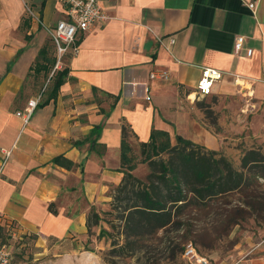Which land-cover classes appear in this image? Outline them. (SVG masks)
<instances>
[{
    "label": "crops",
    "instance_id": "obj_1",
    "mask_svg": "<svg viewBox=\"0 0 264 264\" xmlns=\"http://www.w3.org/2000/svg\"><path fill=\"white\" fill-rule=\"evenodd\" d=\"M99 2L109 19L80 31L78 52L71 49L58 68L36 74L44 48L57 62L47 28L66 20L67 9L59 0H0V164L3 150L12 152L0 177V222H16L23 233L41 239L86 234L91 207L105 209L111 201L110 188L124 177V126L140 144L148 143L154 130L166 132L172 145L182 136L218 151V138L182 104L241 95L264 102V0ZM253 2L255 9L249 6ZM239 35L246 41L236 53ZM202 67L225 73L206 97L197 91ZM63 69L67 78L53 96L55 75ZM157 70L168 71L170 78L152 80L150 73ZM39 97L25 123L17 113ZM94 127L102 128L96 148L74 145ZM70 200L74 212L68 215L60 205ZM65 252L56 264H101L94 249ZM235 264H264L262 244Z\"/></svg>",
    "mask_w": 264,
    "mask_h": 264
},
{
    "label": "trees",
    "instance_id": "obj_2",
    "mask_svg": "<svg viewBox=\"0 0 264 264\" xmlns=\"http://www.w3.org/2000/svg\"><path fill=\"white\" fill-rule=\"evenodd\" d=\"M55 61L46 47L41 50L33 70L36 74L50 72ZM67 73L66 69L56 73L51 95L58 93ZM206 114L212 116L213 112L206 108ZM101 132V127H94L83 141L74 142V145L89 143L92 150L99 145ZM129 133V127L124 126L121 145V172L124 177L114 189L111 203L113 210L122 208L119 217L124 221V234L129 246L127 251L136 253L147 249L145 243L149 238L171 229L178 231L186 227L183 237L189 239L193 235L194 220L207 222L205 236L215 234V239L207 244V248H214L216 241L229 237L235 227L250 219L264 223V183H260L261 180L264 182V151H248L242 158L241 169L236 170L225 157L215 158L216 151L208 150L209 156H205L195 151L194 147L200 146L191 140L177 136L176 144L172 145L166 132L153 130L150 141L141 144L146 153L144 161L153 169L143 181L133 174L135 166L128 158ZM101 151L105 152L104 146ZM162 154L168 158L155 159ZM62 160V157L55 159L56 162ZM235 196H239L237 202L232 200ZM50 208H53L52 205ZM196 210L197 218H194L191 214ZM100 219L92 208L87 221L88 232ZM202 235L204 233L196 235L199 241ZM185 247H182V256ZM125 251V247L121 246L120 249H112L109 254L117 256ZM172 252L170 258H175L176 253Z\"/></svg>",
    "mask_w": 264,
    "mask_h": 264
},
{
    "label": "rangeland",
    "instance_id": "obj_3",
    "mask_svg": "<svg viewBox=\"0 0 264 264\" xmlns=\"http://www.w3.org/2000/svg\"><path fill=\"white\" fill-rule=\"evenodd\" d=\"M51 51L52 55H55L53 47ZM52 84V82L49 83L46 92ZM186 102L187 104H182L186 111L194 117L203 129L209 130L218 138L221 148L216 151L218 154L215 158L223 156L232 162L236 170H240L242 158L248 151L257 149L264 151V102H258L251 97L247 98L245 95L234 99L197 97L195 101ZM206 108L212 110V116L206 114ZM128 142L130 144L127 151L128 158L130 164L135 166L133 174L144 181L153 169L148 162L144 161L146 153L143 152L141 144L131 133L128 134ZM195 144L200 146L194 147L195 151L209 156L207 154V151L210 150L208 147L202 143ZM166 158L168 156L162 154L155 159ZM260 183H264L263 180ZM116 187L117 185H114L110 188L108 194L111 201L107 203L105 209L98 206L91 207L101 218L97 225L92 226L91 232L87 231L82 236L71 233L60 240L41 239L37 234L23 233L16 222L10 223L2 220L0 222V245L8 247L16 264H56L60 255L77 246L82 249H94L95 253L101 258V264H190L181 253L182 247L190 243L207 260L208 264H235L251 248L259 244H262V248H264V223H257L255 219H250L246 223H241V225L235 227L229 237L216 241L214 248L206 247L215 239L213 233L210 237L205 236L204 228L207 222L194 220L192 221L195 225L193 235L189 239L183 237L186 227L178 231L171 229L166 233L161 231L149 238L145 243L147 249L136 253L131 250L127 251L129 246L125 239L124 221L119 217L122 208L113 210L111 206ZM238 198L239 196H235L232 200L237 202ZM117 205L116 203L115 207ZM56 206L58 207V205ZM60 206L64 208L65 213L68 215L74 212L71 200L61 203ZM194 212L191 216L197 218V210ZM185 218H188V216ZM203 233V238H200L199 241L196 235ZM121 246L126 249L124 253L117 256L109 254L112 249H120ZM173 250L176 253L175 258H170Z\"/></svg>",
    "mask_w": 264,
    "mask_h": 264
},
{
    "label": "built area",
    "instance_id": "obj_4",
    "mask_svg": "<svg viewBox=\"0 0 264 264\" xmlns=\"http://www.w3.org/2000/svg\"><path fill=\"white\" fill-rule=\"evenodd\" d=\"M60 3L67 9V19L60 20L55 27L47 28L57 50V62L55 68L61 64L63 57L72 49L73 52H78L76 46L77 35L80 31L86 32L94 27L104 24L109 16L101 6L99 0H59ZM250 8L255 9L256 4L253 2ZM28 13L36 16L31 8H27ZM41 22V21H40ZM163 41V40H162ZM246 38L244 36H237L235 39L234 49L236 53H240L244 48ZM175 43L174 37L170 38V44ZM252 53L251 50L248 51ZM225 73L221 70L202 67L201 76L197 85L198 94L201 96H208L213 93L215 83L222 79ZM152 80L166 81L170 78L169 72L165 70H157L150 73ZM145 92L150 93V87H145ZM148 101L151 100L150 95L146 97ZM38 99H32L24 112L17 113L25 123H28L33 111L39 104ZM11 151L3 150L4 159L0 164V177L3 169L11 155ZM183 257L189 261L190 264H207V260L202 257L192 243L185 247ZM0 264H16L13 261V256L6 245H0Z\"/></svg>",
    "mask_w": 264,
    "mask_h": 264
},
{
    "label": "bare ground",
    "instance_id": "obj_5",
    "mask_svg": "<svg viewBox=\"0 0 264 264\" xmlns=\"http://www.w3.org/2000/svg\"><path fill=\"white\" fill-rule=\"evenodd\" d=\"M241 85V84H240Z\"/></svg>",
    "mask_w": 264,
    "mask_h": 264
}]
</instances>
